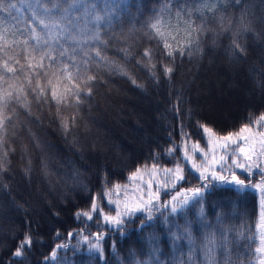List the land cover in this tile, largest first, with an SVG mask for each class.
<instances>
[{
	"label": "trees",
	"instance_id": "16d2710c",
	"mask_svg": "<svg viewBox=\"0 0 264 264\" xmlns=\"http://www.w3.org/2000/svg\"><path fill=\"white\" fill-rule=\"evenodd\" d=\"M15 2L19 13L14 10L13 17H8L7 13L0 16L23 29L32 22L31 12L27 3ZM137 4L139 12L133 7L131 16L124 14V35L118 37L109 54V59L116 61L125 74L96 70L98 79L91 102L80 106L76 127L64 132L54 102L31 103L27 110L17 107L16 127L6 137L5 150L10 151L5 158V168L0 171V264H12L9 254L26 233L32 236V247L25 264H56L55 261H46L45 257L57 243L68 245L67 249L58 251V260L65 261V264H88L87 245L82 236L95 234L103 225H98L95 216L91 221L78 220L76 213L88 211L92 198L101 197L114 185L127 184L132 172L144 166L151 167L155 160H158L159 168L174 167L180 153H166L172 146L169 141L180 144L178 132L181 124L192 134V142L204 147L207 138L198 122L223 136L238 132L264 113V87L261 86L264 84V76L261 75L264 73V23L255 18V8L253 16L249 17L252 19V31L235 37L246 49L244 52L237 49L240 59L230 51L234 46L229 39L230 32L222 33L215 44L211 39L213 34L206 32L201 38L200 51H197L196 43H192L189 50L183 47L186 32L191 31L186 23L188 18L166 17L169 21L166 37L177 49L183 48L185 53L183 56L175 53L173 60L162 55L164 49L158 46L157 39L145 27L153 9L159 8L157 0H137ZM222 6L226 9L222 15L232 17L235 28L239 13L227 3ZM259 15H264V12ZM191 35L194 39L196 33ZM122 45L128 48L127 58H122V52L111 54ZM145 49L151 50V63L143 57ZM189 51L191 55H188ZM170 60L171 65L168 63ZM167 66L174 69L170 76L164 73ZM133 80L136 84L132 83ZM229 94L232 96L230 103L222 100ZM216 102L226 106L225 116L214 111ZM60 107L64 116L70 117L74 111ZM33 137L39 138L43 149L33 147ZM41 151L49 157L47 174L40 166ZM184 175L185 180L176 186L175 191H187L198 186L199 182L187 168ZM238 176L243 178L241 173ZM258 176H249L250 182ZM167 194H171L170 189ZM167 194L159 196L160 204L169 199ZM219 198V193L206 195L203 203L193 211L199 212L202 207L210 223H215L217 216L222 217L223 228L236 229L245 236L255 237L254 246L258 245L257 193L250 195L243 204L233 201L228 207L217 206ZM54 199H60L61 204L53 205ZM97 203L104 212H111L107 199H98ZM160 211L164 209H153V215L159 216ZM42 213H45L47 223L42 219ZM135 215L140 216L141 213ZM139 229V224L128 223L119 237L109 230L108 243H115L118 260H122L129 250L139 255L141 246L147 251L144 241L153 233L160 238L161 252L169 251L161 226L147 228L143 236ZM69 233H73V237L69 238ZM237 239L244 243L242 237L237 236ZM73 248H76L75 252ZM105 253H109L107 244Z\"/></svg>",
	"mask_w": 264,
	"mask_h": 264
},
{
	"label": "snow or ice",
	"instance_id": "6c2138e0",
	"mask_svg": "<svg viewBox=\"0 0 264 264\" xmlns=\"http://www.w3.org/2000/svg\"><path fill=\"white\" fill-rule=\"evenodd\" d=\"M21 2L27 3L32 16V22L23 29L17 28L7 18L0 16V151L3 152L0 157V171L4 170L5 158L10 151L5 150L6 137L16 127L14 117L19 115L17 107L27 110L31 103L54 102L60 126L67 133L77 126L80 106L91 102L92 91L98 79L96 70L104 69L116 74H125L116 61L109 59L110 49L118 42V37L124 35V14L131 16L133 7L137 12L140 11L137 0ZM157 3L159 8L153 9L145 27L157 39L158 46L164 49L162 55L172 57L173 60L175 53L178 52L180 56L185 53L183 48L177 49L166 37L165 29L169 26L166 17L178 20L188 18L186 23L191 31L186 32L183 47L189 50L192 43H196L197 51H200L201 38L206 32L213 34V44L222 33L230 32L229 39L234 45L230 51L236 54L238 59L241 57L237 49L240 52L246 49L235 37L252 31V19L249 17L253 16V8L257 13L255 18L264 23V15H259L264 12V0H157ZM224 3L235 7L239 13L235 28L233 18L222 15L226 11L222 6ZM14 10L16 13L20 12L15 0H0V14L7 13L8 17H13ZM193 32L196 33L194 39L191 35ZM172 40H175V37H172ZM121 52L122 58H127L129 52L126 45L111 54L119 55ZM191 54L189 51L188 55ZM151 56V50L145 49L143 57H147L149 63ZM168 63L171 65L172 60ZM173 70V67L167 66L164 73L170 76ZM261 75L264 76V73ZM132 83L136 84V81L133 80ZM261 86L264 87V84ZM60 106L74 111L70 117L64 116ZM176 112L179 115L178 108ZM198 124L208 138L205 147L201 148L198 142L193 143L192 134L181 124L178 132L180 144L169 141L172 146L166 153L172 155L179 152L178 162L172 168H159L158 160H155L150 169L144 166L143 169L137 168L132 172L129 181H140L139 194H133V201L128 200L129 185H124L123 188L121 185H114L101 197L92 198L88 211L76 213L78 220L83 218L91 221L95 216L98 225H103L102 228L98 227L95 234L82 236L84 244L87 245L85 251L88 264L92 261H95V264H113V261H117V264H253V261L256 264H264V232L260 233L259 245L254 246L255 237L245 236L236 229L223 228L222 217L217 216L215 223H210L202 207L199 212L193 211L203 203L206 195L216 196L219 193L217 206L228 207L233 201L243 204L250 195L254 196L258 189L260 223L264 224V183L252 184L249 180L253 166L264 173V168L259 162L264 157V113L241 127L238 132L223 136H219L204 123ZM254 128L256 132L253 133ZM245 133L260 137L259 149L249 143L250 137ZM213 144L219 145L220 148L218 160ZM33 147L43 149L44 145L39 138L33 137ZM209 152L213 153L211 157ZM40 155L41 169L47 174L49 157L43 151ZM241 158L247 163L241 162ZM185 168L199 182L198 186L187 189L191 195H185L184 191L178 190L171 199H166L160 204L161 190L167 194L169 186L176 188L178 184L182 185L185 180ZM233 168L240 169L243 178H240ZM142 172L149 175L147 182L143 180ZM225 172L230 174V178L224 175ZM157 176L161 177L160 180H156ZM121 191L124 192L123 196ZM113 194L118 197L115 201L111 199ZM225 197L227 199H224ZM98 199H107L109 206L115 203L114 208H109L115 215L104 214L103 207L97 203ZM161 208L164 211H160L159 216H154L153 209ZM136 212L141 215L136 216ZM128 223L139 224L141 236L147 228L161 226V234L169 251L161 252L160 238L153 233L144 241L147 251L141 246L139 255L129 250L122 260H118L119 252L115 243H108V232L111 230L119 237ZM73 235L68 234L69 238ZM237 236L243 238V244L238 241ZM250 239L252 243H248ZM106 244L109 249L107 255ZM31 247L32 236L26 233L9 254L12 264H25ZM67 248V243H57L45 260L65 264V261L57 259V253ZM75 251L76 248H73V252Z\"/></svg>",
	"mask_w": 264,
	"mask_h": 264
},
{
	"label": "rangeland",
	"instance_id": "374dc122",
	"mask_svg": "<svg viewBox=\"0 0 264 264\" xmlns=\"http://www.w3.org/2000/svg\"><path fill=\"white\" fill-rule=\"evenodd\" d=\"M226 91H228V90L226 89ZM214 106L216 107V109L214 107V111H217V113H218L219 116H221V115L225 116L226 115V112H227V110L225 109L226 106H224L223 104H220L218 102L214 103ZM254 132H256V129L255 128L253 129V133ZM245 135H248L250 137L249 143L253 147H256L257 149H259V147H260V145H259L260 137H258V136L252 137V134L251 133H245ZM206 138H207V136H206ZM213 139H215V137ZM200 147L201 148H204L205 146L204 147L203 146H200ZM213 148H215V154H216L217 160H218L219 159V155L221 154L220 153L219 145L213 144ZM230 151H231V148L229 149V152ZM208 154H209V157H211V155L213 153L212 152H209ZM241 162H245V161H243L242 158H241ZM259 162L261 164V167L264 168V157H262ZM245 163H247V162H245ZM148 168L150 169L151 167H148ZM141 169H143V168H141ZM233 171H235L237 173V175L239 173H241V170L240 169L233 168ZM142 175H143V180L145 182H147L148 179H149V175L147 173H143V172H142ZM224 175L229 176V178H230V174L229 173L225 172ZM256 175H259L258 176L259 178L258 179L253 178V180L251 179V183L252 184L264 183V173H261L255 166H253L252 173L249 176L255 177ZM160 178H161L160 176H157L156 177V180H160ZM139 184H140V181H128L127 184H124V185H129V187L127 189V193H128V200L130 202L133 201V199H134V195H133L134 193L135 194H139V188H138V185ZM124 185H121L122 188H123ZM169 189L171 190V194H167L166 198L171 199V196L177 194V191L178 190L175 191V188H171V186H169ZM169 189H168V191H169ZM179 191H184L185 195H191V193H189V192H187L185 190H179ZM163 193H165V191L164 190H161L160 195L163 194ZM256 193H257L258 202H259V190L258 189L256 190ZM123 195H124V192L121 191V196H123ZM111 199L113 201H115V200L118 199V197L115 194H113L112 197H111ZM52 204L55 205V206L60 205L61 204L60 203V199H57V200L54 199ZM110 206L112 208H114L115 207V203H113ZM121 210H123V201H121ZM137 213H139V212H136V214ZM104 214H106V215H115V212H110V213L104 212ZM41 216H42V219H44L46 221V223H47L48 222V219H47L45 213H42ZM63 216H64V214H63ZM261 232H264V224H261L260 223V217H259V211H258V223H257V227H256V234H257L258 245L260 243V233Z\"/></svg>",
	"mask_w": 264,
	"mask_h": 264
},
{
	"label": "bare ground",
	"instance_id": "6f19581e",
	"mask_svg": "<svg viewBox=\"0 0 264 264\" xmlns=\"http://www.w3.org/2000/svg\"><path fill=\"white\" fill-rule=\"evenodd\" d=\"M222 100H226L227 102H231V100H232V96H231V94H229L227 97H226V95H224L223 97H222Z\"/></svg>",
	"mask_w": 264,
	"mask_h": 264
}]
</instances>
